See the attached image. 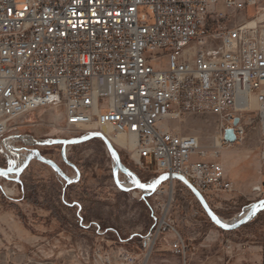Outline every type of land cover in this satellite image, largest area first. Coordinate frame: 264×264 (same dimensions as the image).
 Wrapping results in <instances>:
<instances>
[{
    "label": "built area",
    "instance_id": "built-area-1",
    "mask_svg": "<svg viewBox=\"0 0 264 264\" xmlns=\"http://www.w3.org/2000/svg\"><path fill=\"white\" fill-rule=\"evenodd\" d=\"M44 109L60 110L67 128L82 131L77 137L104 128L121 136L136 164H153L149 181L166 175L150 194L184 179L210 203L233 190L216 158L245 139L252 111L264 146V0H0V137L4 154L9 143L25 146L15 168L37 140L6 136L9 123ZM187 112L220 118L219 146L209 152L165 125ZM228 127L232 144L223 141ZM155 220L141 237V264L159 235L176 232L166 213ZM171 250L185 256L180 235Z\"/></svg>",
    "mask_w": 264,
    "mask_h": 264
},
{
    "label": "rangeland",
    "instance_id": "rangeland-1",
    "mask_svg": "<svg viewBox=\"0 0 264 264\" xmlns=\"http://www.w3.org/2000/svg\"><path fill=\"white\" fill-rule=\"evenodd\" d=\"M61 114L44 109L13 119L6 136L32 135L37 141H49L47 146L36 143L31 147L75 178L74 168L61 157V140L75 138L82 131L67 128ZM246 119L245 139L223 146L216 158L233 182L232 191L209 199L215 214L224 219L264 198V146L256 112ZM165 125L181 135L198 137L202 148L211 152L220 118L187 112ZM114 146L125 167L143 183L156 175L152 163L136 164L125 150ZM15 147L25 146L19 142ZM224 154L229 155L228 162ZM14 157L3 153L0 137V166L8 167ZM66 158L79 170L78 180L72 183L37 159L19 176L0 175V264H98L100 254L110 256L113 264H121L123 255L132 254L141 264L145 257L141 237L162 213L173 221L176 232L156 238L147 264H264V208L248 223L224 232L180 181L163 186L157 194L121 189L117 176L124 180L127 175L114 172L112 156L99 138L70 145ZM198 158L192 156V160ZM177 235L187 247L185 256L171 250Z\"/></svg>",
    "mask_w": 264,
    "mask_h": 264
},
{
    "label": "water",
    "instance_id": "water-1",
    "mask_svg": "<svg viewBox=\"0 0 264 264\" xmlns=\"http://www.w3.org/2000/svg\"><path fill=\"white\" fill-rule=\"evenodd\" d=\"M238 122V118H234L233 124L236 125ZM93 138H99L103 141V143L105 144L107 150H109L112 159H113V167H114V172H121L124 175H133L137 178L138 182L140 185H145L138 177L137 175L129 168L125 167V165L123 164L122 160H121V156L119 154V151L117 150V148L114 146V144L101 132H95L92 134H88L85 136H81V137H75V138H67L64 140H61L62 142V148H61V157L63 159V161L65 163H67L68 165H70L71 167L74 168L75 172H76V177H69L62 169L61 167L55 163L54 161L44 157L40 150L38 148H32L29 152V154L26 156L24 162L21 164L20 167L18 168H10V167H1L0 166V171H2L3 173H5L2 176H7L8 174H15L17 176H19L30 164V162L33 159H37L40 162L49 165L50 167H52L56 173L63 178L66 182L68 183H72L78 180L79 178V170L77 168V166L70 162L67 158H66V151H67V147H69L70 145L73 144H78V143H83L86 142L88 140H91ZM223 141L227 142V143H234L236 141V135L234 132V128L233 127H228L224 130L223 132ZM37 144H41L43 146H47L50 144L49 141H37ZM166 179V175H161L159 176L156 181L154 182L153 186L150 188V191L153 192L155 191ZM184 184L187 186V188L193 193V195L195 196V198L197 199V201L200 203L203 211L205 212V214L207 215V217L211 220V222H213L219 229L229 232L235 229H238L239 227L243 226L244 224L248 223L255 215H257L261 210H263V208L259 207L258 204L264 203V198L257 201V202H253L250 204L249 206V211L248 213L240 218L237 222L233 223V224H224L218 215L215 214V212L213 211V209L211 208V206L209 205V203L207 202V200L203 197V195L196 190V188H194V186L188 182L187 180L183 179Z\"/></svg>",
    "mask_w": 264,
    "mask_h": 264
},
{
    "label": "bare ground",
    "instance_id": "bare-ground-1",
    "mask_svg": "<svg viewBox=\"0 0 264 264\" xmlns=\"http://www.w3.org/2000/svg\"><path fill=\"white\" fill-rule=\"evenodd\" d=\"M103 134L115 145L117 146H124V139L119 136V135H113L112 133H110V130L108 128H104V132ZM215 145L219 146V138L218 136L216 138H214V142ZM7 150L10 151L11 153L15 154L17 153V151H19L18 148H16L14 145H12L11 143H9L7 145ZM25 160V159H24ZM10 168H15V166L12 164L11 166H9ZM15 174H8L6 177L8 178H14ZM135 181V183L133 182ZM117 184L121 189H127V190H132V189H138L139 192H141L144 195H149L151 193L150 188L153 186L154 182L153 181H149L148 183H144L145 186L141 187L137 178L133 175H129L126 176V179L121 180L118 176H117ZM175 181H172V184ZM262 204H258L259 207L264 208V206H262ZM249 211V206L244 208L242 210L241 213L235 215L234 217L230 218V219H224V218H220V220L224 223V224H233L235 222H237L240 218L244 217Z\"/></svg>",
    "mask_w": 264,
    "mask_h": 264
},
{
    "label": "crops",
    "instance_id": "crops-1",
    "mask_svg": "<svg viewBox=\"0 0 264 264\" xmlns=\"http://www.w3.org/2000/svg\"><path fill=\"white\" fill-rule=\"evenodd\" d=\"M223 159L225 160V161H227L228 162V159H229V155L228 154H224L223 155ZM227 179L229 180V178H228V176H227ZM232 182V181H231ZM233 183V182H232ZM174 260V259H173ZM175 262V261H174Z\"/></svg>",
    "mask_w": 264,
    "mask_h": 264
},
{
    "label": "snow or ice",
    "instance_id": "snow-or-ice-1",
    "mask_svg": "<svg viewBox=\"0 0 264 264\" xmlns=\"http://www.w3.org/2000/svg\"><path fill=\"white\" fill-rule=\"evenodd\" d=\"M5 173H3L2 171H0V175H4ZM135 183V181H133ZM141 187H144L145 185H140ZM262 206H264V204H262Z\"/></svg>",
    "mask_w": 264,
    "mask_h": 264
},
{
    "label": "trees",
    "instance_id": "trees-1",
    "mask_svg": "<svg viewBox=\"0 0 264 264\" xmlns=\"http://www.w3.org/2000/svg\"><path fill=\"white\" fill-rule=\"evenodd\" d=\"M225 232V231H224ZM132 240V238H127V241Z\"/></svg>",
    "mask_w": 264,
    "mask_h": 264
}]
</instances>
